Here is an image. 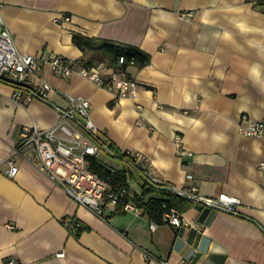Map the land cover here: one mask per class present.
Segmentation results:
<instances>
[{
  "label": "crops",
  "instance_id": "obj_1",
  "mask_svg": "<svg viewBox=\"0 0 264 264\" xmlns=\"http://www.w3.org/2000/svg\"><path fill=\"white\" fill-rule=\"evenodd\" d=\"M0 3L16 48L37 57L36 82L53 88L49 102L36 97L24 102L13 97L12 83L0 79V264L9 259L16 264H156L143 251L167 264H264V137L237 128L242 115L264 118V0ZM74 33L135 45L149 54L146 65L130 64L123 71L136 82L132 95L115 98L120 70L93 59L92 51L83 52L72 41ZM42 53L74 61L92 58L103 76L115 75L114 89L78 73L56 75L39 58ZM67 94L90 100L95 136L143 157L168 187L196 184L203 197L235 196L238 212L178 194L187 198L178 201L186 221L180 226L114 204L105 205L101 218L39 171L27 153L13 156L18 170L8 175L6 160L20 128L53 123V105H64ZM95 157L124 168L106 147H99ZM129 180L136 193L147 182L142 173ZM150 196L163 195L152 191ZM64 216L79 226L66 227Z\"/></svg>",
  "mask_w": 264,
  "mask_h": 264
},
{
  "label": "built area",
  "instance_id": "obj_2",
  "mask_svg": "<svg viewBox=\"0 0 264 264\" xmlns=\"http://www.w3.org/2000/svg\"><path fill=\"white\" fill-rule=\"evenodd\" d=\"M1 7L0 3V79L22 86V88L15 87L13 97L16 100L26 102L27 99L36 97L49 102L48 93L53 90L51 84L46 81L36 82L37 57L34 54L20 52L16 48L11 32L5 25ZM190 14V12H185L182 15ZM69 17L66 16L65 19H69ZM39 58L48 62L52 72L56 75L67 77L78 73L98 86L114 89L115 75L103 76L94 64L74 61L51 53H42ZM123 61V56H120L118 63ZM119 72L122 76L116 84L115 98L132 95L136 82L126 77L123 71ZM25 83H28L26 95L22 91ZM53 106L56 110V118L53 123L44 127L23 125L20 128L19 140L6 160L8 165L6 173L11 176L15 175L18 166L13 160V156L18 153H27L39 171L61 186L68 196L99 217L105 218L106 204L118 205L123 210L141 213L142 209L132 201L136 192L129 185L111 186L89 168L91 158L95 157L99 151V145L91 137V135H96L97 126L90 115V100L86 97L67 94L64 105L54 104ZM242 119L243 121L237 124L239 132L264 137V118L251 120L242 115ZM175 142L179 147L180 140L176 138ZM132 158L141 168L144 181L168 185L145 166L143 157L135 154ZM106 167L111 172L117 170L108 164ZM260 167L264 170V162L260 164ZM191 176V174H187V178ZM176 189L193 203L203 202L220 206L233 213L238 212L239 200L235 196L222 193L216 197H203L198 194L196 184ZM162 219L164 222L176 226L186 223L181 211L174 206L162 215ZM62 223L69 228L79 226L72 216H64ZM155 225V222L151 223V227ZM58 255H63V252ZM143 257L156 264H167L165 259H157L147 251H143ZM7 263L16 264V261L9 259Z\"/></svg>",
  "mask_w": 264,
  "mask_h": 264
},
{
  "label": "trees",
  "instance_id": "obj_3",
  "mask_svg": "<svg viewBox=\"0 0 264 264\" xmlns=\"http://www.w3.org/2000/svg\"><path fill=\"white\" fill-rule=\"evenodd\" d=\"M72 41L75 45L82 49L83 52L92 51L93 59L106 61L109 65L114 66L120 71H125L127 66L130 64H134L137 67H142L146 65L150 59L149 54L139 47L115 40L96 36H86L81 33H74L72 35ZM120 56H123L124 59L122 63H118ZM75 61H83L93 64L92 58L89 60L80 58ZM13 85L15 87L22 88L20 85ZM91 137L93 141L99 145V147H106L107 151L112 156L116 157L118 161L124 164V168L117 169L115 172H111L106 167L104 162L97 159L96 157L91 158L89 168L111 186H116L117 184L128 185L129 179L142 173L141 168L136 165L134 159L129 153L118 150L111 142L104 138L102 139L95 135H91ZM140 187V193H136L132 197V201H134V203L142 209V212L146 214L148 218L154 220L157 223L163 222L162 215L170 207H177L178 201L187 199L186 197L179 196L177 193L169 189L167 185L143 182ZM152 191L162 193L163 196H150L146 198L147 194Z\"/></svg>",
  "mask_w": 264,
  "mask_h": 264
},
{
  "label": "water",
  "instance_id": "obj_4",
  "mask_svg": "<svg viewBox=\"0 0 264 264\" xmlns=\"http://www.w3.org/2000/svg\"><path fill=\"white\" fill-rule=\"evenodd\" d=\"M168 188L171 189L172 191H174L175 193L179 194V195H183V193L180 192L179 190H177L176 188H173V187H168ZM206 204H208V203H206ZM208 205L213 206V207L218 208V209L225 210L224 208L217 206V205H213V204H208Z\"/></svg>",
  "mask_w": 264,
  "mask_h": 264
},
{
  "label": "rangeland",
  "instance_id": "obj_5",
  "mask_svg": "<svg viewBox=\"0 0 264 264\" xmlns=\"http://www.w3.org/2000/svg\"><path fill=\"white\" fill-rule=\"evenodd\" d=\"M100 156H101V157H105L104 152L100 153ZM108 158H111V157H108ZM113 165L116 166L117 164L113 163ZM117 166H118V165H117ZM129 181H130V182H133L134 180H129Z\"/></svg>",
  "mask_w": 264,
  "mask_h": 264
}]
</instances>
